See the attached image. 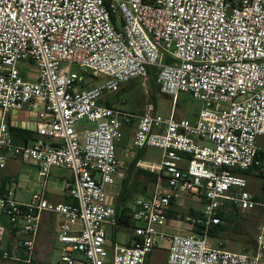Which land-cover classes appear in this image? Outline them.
I'll return each instance as SVG.
<instances>
[{
    "label": "built area",
    "instance_id": "obj_1",
    "mask_svg": "<svg viewBox=\"0 0 264 264\" xmlns=\"http://www.w3.org/2000/svg\"><path fill=\"white\" fill-rule=\"evenodd\" d=\"M22 64L35 67L33 81ZM151 71L161 95L201 103L195 121L163 116L149 102L139 113L103 104L132 81L145 86ZM0 110L37 118L29 145L0 124V170L20 160L43 179L27 202L13 187L0 190V262L34 264L48 213L61 220L60 264H146L160 248L168 264H264V215L253 254L215 249L209 236L230 206L264 209L242 175L264 176V0H0ZM82 121L91 126L77 129ZM125 128L132 150L162 153L158 163H138L155 182L127 207L126 224L115 191ZM53 169L72 174L68 204L47 199ZM184 199L201 205L199 220L179 213ZM171 213L187 233L169 232ZM107 227L130 229L132 242L110 245Z\"/></svg>",
    "mask_w": 264,
    "mask_h": 264
},
{
    "label": "crops",
    "instance_id": "obj_2",
    "mask_svg": "<svg viewBox=\"0 0 264 264\" xmlns=\"http://www.w3.org/2000/svg\"><path fill=\"white\" fill-rule=\"evenodd\" d=\"M30 65V64H29ZM32 66V65H31ZM35 68V67H34ZM21 73L22 67H21ZM36 73V70H35ZM26 80H34L33 77H25ZM123 100V97H119V95L113 94L110 98H106L103 101V104L106 105V102L112 104L111 107L120 108L118 105L120 101ZM6 122L10 128L12 137L14 138L16 143L19 144H31L33 140L36 138V125L37 118L36 116L27 111L21 110L16 111L9 114H4L3 111L0 110V124L2 122ZM127 129V130H126ZM132 136L133 129L125 128L124 129V138L122 143H120L117 147V156L123 163V168L121 170V177L117 179V190L116 193L122 194V192L126 189L125 185L127 184V188L130 190V186L135 189L138 185L137 183H129L128 179H123L128 171L130 173L133 167L138 168V163L142 165L153 164L156 162H144V155L146 150L134 151L132 150ZM258 147L260 149V159L263 163L264 167V138L258 139ZM122 149V151H121ZM120 150V151H119ZM119 151V153H118ZM162 155V153H161ZM161 158V157H160ZM158 163V162H157ZM64 169H53L47 179V199L53 203H62L68 204L71 200L67 197L65 192V182L69 180L72 176L64 175L59 173ZM140 170H145L140 169ZM147 171V170H145ZM125 174V175H124ZM242 175L247 179L248 187L247 190L249 193V178L256 177L261 179L260 191L263 196H259L258 194L251 193L256 201L259 203H264V177L258 172L256 169H250L246 172H242ZM56 179L61 181L64 184L63 193H57L54 189H50V185H52L53 180ZM42 178L39 176L38 169L32 165L31 163L22 162L20 160H9L5 169L0 170V190H4L9 187H14V185H19L21 188L20 191L31 194L36 192L30 189V185H33L36 188H40L41 190V182ZM39 190V191H40ZM133 190V189H131ZM16 192V198L18 201V191ZM139 196H135L132 200H125L126 202L123 204L130 203L131 201ZM30 200V199H29ZM24 202V201H23ZM126 205V207H128ZM186 206V205H185ZM184 206V207H185ZM193 207V206H192ZM191 210L199 211L198 208L195 207ZM175 214V213H174ZM264 215V209L262 207H257L254 210L243 212L234 206L228 207L223 212V220L221 226L223 227V231L216 237H210V243L215 249H224L233 253L239 254H253L256 252V242L255 238L259 231V227L261 225L262 219ZM185 216V215H184ZM187 216H192L188 214ZM175 216H171L168 230L171 233H187L190 229V225L177 222ZM186 217V216H185ZM0 223L7 226V221L4 217H0ZM61 224V220L51 214L45 213L42 215L40 229L35 240V250L33 252V262L34 264H55V251L56 248L60 245L57 242L56 235L59 230ZM127 230L128 237L125 241L116 242L112 240L113 244H130L132 242V232L128 228H112V231L115 233ZM60 250V249H59ZM20 255L22 258H26L27 254L21 250ZM0 264H16L11 261L0 262ZM146 264H168V252L165 248L156 249L153 251Z\"/></svg>",
    "mask_w": 264,
    "mask_h": 264
},
{
    "label": "rangeland",
    "instance_id": "obj_3",
    "mask_svg": "<svg viewBox=\"0 0 264 264\" xmlns=\"http://www.w3.org/2000/svg\"><path fill=\"white\" fill-rule=\"evenodd\" d=\"M22 77H33L35 75V68L29 64H22ZM74 71L79 72L78 68H74ZM32 81V80H30ZM119 97H123V100L118 102L119 107L123 110L130 111L133 113H139L143 110L146 103H153L157 109V111L163 116H170L171 114L177 116L180 119H187L190 121H195L197 115L201 108V103L198 100H195L190 94H181L176 101H173L171 98L165 97L159 93L158 85L156 83V79L152 78L145 86L138 81H132L128 85H125L118 93ZM107 96V98H110ZM106 99V98H105ZM91 125L87 121H82L77 129H85L89 128ZM127 130V129H126ZM122 143V142H121ZM120 151V150H119ZM118 151V153H119ZM122 151V149H121ZM144 162H159L161 157V151L156 149H147L145 151ZM143 169L141 167H133L128 174L123 179H128L129 183H137L138 185L134 188L130 186L131 194L128 195V198L132 200L135 196H146L152 192L153 183L145 177H142L138 174V170ZM59 173L72 176L71 172L67 170H61ZM52 185H50V189H54L57 193H63L64 184L56 179H52ZM261 179L256 177L249 178V190L251 193L258 194L259 196H263L260 191ZM29 190H33L39 192L40 188H36L33 183L30 185ZM18 191V199L24 202L29 201L31 198V194H27L20 191L19 185H14L13 187ZM133 189V190H131ZM117 188L115 189V191ZM41 191V190H40ZM128 199V200H129ZM185 207L179 208V213L181 215L187 216L191 209L195 207L200 209L201 205L191 199H184ZM123 204V203H122ZM121 205V204H120ZM127 205V204H123ZM132 201L128 203L127 206H131ZM193 206V207H192ZM107 233L109 237V244L112 243V240L116 242L125 241L128 237V231L122 229L123 231L117 232L114 235L111 227H107ZM60 247L58 246L55 251V264H60Z\"/></svg>",
    "mask_w": 264,
    "mask_h": 264
},
{
    "label": "trees",
    "instance_id": "obj_4",
    "mask_svg": "<svg viewBox=\"0 0 264 264\" xmlns=\"http://www.w3.org/2000/svg\"><path fill=\"white\" fill-rule=\"evenodd\" d=\"M150 74H151V79L152 78L156 79V72L155 71H151ZM106 106L111 107L112 104H110L109 102H106ZM138 174L140 176H142V177H145V178L149 179L151 181V183L154 184L155 176L153 174H151L150 172L145 171V170H138ZM125 187H126V189L118 197V200L116 202V209H117L118 213L122 214V217L120 218L121 222L126 224L127 223V220H126L127 216L126 215H127L128 211H129V209L126 207V205H123L122 203H125L126 202L125 200H128V195H130L131 192L127 188V184L125 185ZM263 190H264V187H263ZM189 214L192 215L196 220H199L201 218L200 212H196L194 210H191ZM174 215H175L174 213H171V216H174ZM219 217H220L221 220H223V218H224L223 213L220 214ZM195 227H196L197 231L201 232L202 228H203V225L196 224ZM223 230L224 229H223V227L221 225L215 226V227H213L211 229V231L209 233V236L213 237V238H216Z\"/></svg>",
    "mask_w": 264,
    "mask_h": 264
},
{
    "label": "water",
    "instance_id": "obj_5",
    "mask_svg": "<svg viewBox=\"0 0 264 264\" xmlns=\"http://www.w3.org/2000/svg\"><path fill=\"white\" fill-rule=\"evenodd\" d=\"M229 2H233V1H236V0H228Z\"/></svg>",
    "mask_w": 264,
    "mask_h": 264
}]
</instances>
